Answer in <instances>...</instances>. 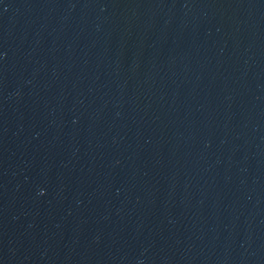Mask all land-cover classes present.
<instances>
[{
    "label": "water",
    "instance_id": "1",
    "mask_svg": "<svg viewBox=\"0 0 264 264\" xmlns=\"http://www.w3.org/2000/svg\"><path fill=\"white\" fill-rule=\"evenodd\" d=\"M0 264H264V0H0Z\"/></svg>",
    "mask_w": 264,
    "mask_h": 264
}]
</instances>
